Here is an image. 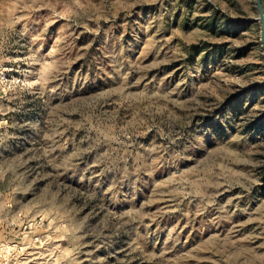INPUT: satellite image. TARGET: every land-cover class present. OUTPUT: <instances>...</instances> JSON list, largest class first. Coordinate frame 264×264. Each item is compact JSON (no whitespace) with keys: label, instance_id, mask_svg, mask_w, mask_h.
Masks as SVG:
<instances>
[{"label":"rangeland","instance_id":"374dc122","mask_svg":"<svg viewBox=\"0 0 264 264\" xmlns=\"http://www.w3.org/2000/svg\"><path fill=\"white\" fill-rule=\"evenodd\" d=\"M7 241L9 264H264L256 0H0Z\"/></svg>","mask_w":264,"mask_h":264},{"label":"built area","instance_id":"2783aa9c","mask_svg":"<svg viewBox=\"0 0 264 264\" xmlns=\"http://www.w3.org/2000/svg\"><path fill=\"white\" fill-rule=\"evenodd\" d=\"M13 246L9 245V241L0 243V264H9V255Z\"/></svg>","mask_w":264,"mask_h":264},{"label":"water","instance_id":"95a60500","mask_svg":"<svg viewBox=\"0 0 264 264\" xmlns=\"http://www.w3.org/2000/svg\"><path fill=\"white\" fill-rule=\"evenodd\" d=\"M257 9L260 16V22H261V47L263 51L264 56V6H263V0H256Z\"/></svg>","mask_w":264,"mask_h":264}]
</instances>
